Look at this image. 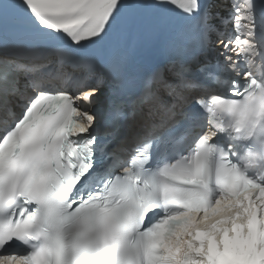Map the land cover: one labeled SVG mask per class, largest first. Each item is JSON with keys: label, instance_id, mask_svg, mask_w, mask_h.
<instances>
[{"label": "snow or ice", "instance_id": "obj_1", "mask_svg": "<svg viewBox=\"0 0 264 264\" xmlns=\"http://www.w3.org/2000/svg\"><path fill=\"white\" fill-rule=\"evenodd\" d=\"M221 4L0 0V35L38 42L0 52V264H264V0L231 38ZM169 7L137 88L124 42Z\"/></svg>", "mask_w": 264, "mask_h": 264}]
</instances>
